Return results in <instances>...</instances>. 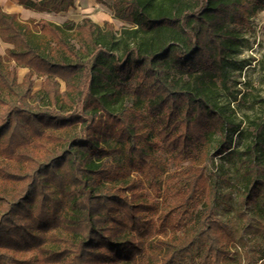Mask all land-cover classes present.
I'll return each instance as SVG.
<instances>
[{"label": "trees", "instance_id": "1", "mask_svg": "<svg viewBox=\"0 0 264 264\" xmlns=\"http://www.w3.org/2000/svg\"><path fill=\"white\" fill-rule=\"evenodd\" d=\"M110 4L130 26L0 8V38L13 44L0 55V264H227L235 231L216 217L206 170L251 136L240 203L264 213V116L250 132L238 95L221 100L230 65L242 68L238 31L264 0Z\"/></svg>", "mask_w": 264, "mask_h": 264}, {"label": "rangeland", "instance_id": "2", "mask_svg": "<svg viewBox=\"0 0 264 264\" xmlns=\"http://www.w3.org/2000/svg\"><path fill=\"white\" fill-rule=\"evenodd\" d=\"M105 6L112 19V22H105L110 23L116 32L122 27L130 26L114 17L108 0H105ZM238 32L243 46L232 59L241 63L242 68L235 69L233 64L230 65L229 90L222 93L221 100L226 102L231 95H238L237 100L230 103L236 116L243 120L242 126L249 127L252 132L254 121L262 120L264 116V9L253 13L250 25ZM34 79V88H38L42 79ZM63 87L64 83H61V88ZM241 94L243 95L240 98ZM250 139L251 136L247 139L235 136L232 153L215 157V165H208L206 170L216 185V217L235 231L234 242L239 254L228 260L227 264H264V213L260 207L255 209L240 203L242 164L239 157L244 150V144ZM169 176L170 173L167 172L164 178L168 179ZM248 222L254 225V230L244 231L241 238L240 230Z\"/></svg>", "mask_w": 264, "mask_h": 264}, {"label": "crops", "instance_id": "3", "mask_svg": "<svg viewBox=\"0 0 264 264\" xmlns=\"http://www.w3.org/2000/svg\"><path fill=\"white\" fill-rule=\"evenodd\" d=\"M111 1L112 0H108V3H111ZM73 5L74 6L69 8L67 11L54 13L49 11H39L34 8L30 9L28 7H25L18 0H0V8L6 12L16 14L18 20L20 21H27L32 19L37 21L47 19L57 24H61L66 20L78 22L82 18L87 17L101 26L105 24L106 20L112 22V19L110 18L111 15L109 16L105 9V0H102L101 2H97L96 0H74ZM12 47L13 44L6 42L0 38V55L4 56V54L6 53L5 50ZM27 71L28 67L18 64V66H16L17 80H21ZM41 82L38 88H34L33 86V91L40 88Z\"/></svg>", "mask_w": 264, "mask_h": 264}]
</instances>
